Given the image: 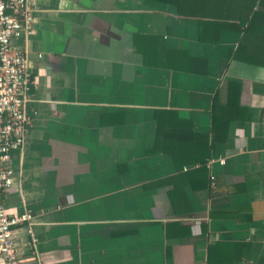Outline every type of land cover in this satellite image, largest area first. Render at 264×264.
Masks as SVG:
<instances>
[{"label":"crops","instance_id":"crops-1","mask_svg":"<svg viewBox=\"0 0 264 264\" xmlns=\"http://www.w3.org/2000/svg\"><path fill=\"white\" fill-rule=\"evenodd\" d=\"M28 2L11 47L31 124L2 192L32 213L12 230L21 264H264V3ZM156 109L206 134L203 169L152 152Z\"/></svg>","mask_w":264,"mask_h":264},{"label":"built area","instance_id":"built-area-1","mask_svg":"<svg viewBox=\"0 0 264 264\" xmlns=\"http://www.w3.org/2000/svg\"><path fill=\"white\" fill-rule=\"evenodd\" d=\"M32 10L28 0H0V264H21L12 230L32 219L29 211L7 213L2 200L3 190L13 183L12 151L22 148L31 124L25 106L32 82L28 58L25 51L14 50L11 41L32 31Z\"/></svg>","mask_w":264,"mask_h":264},{"label":"trees","instance_id":"trees-1","mask_svg":"<svg viewBox=\"0 0 264 264\" xmlns=\"http://www.w3.org/2000/svg\"><path fill=\"white\" fill-rule=\"evenodd\" d=\"M161 3L174 4L177 8L179 7V12L181 14H194L186 13L185 10H181L184 5L190 4L193 0H156ZM261 3H264V0H260ZM254 3V0H252ZM252 5H250L251 7ZM257 14V11L254 14ZM255 16H253L254 20ZM252 20V19H251ZM158 38L153 35H142L135 34L134 45L136 49H141L143 43L145 46H149L155 50H158L156 45L158 43ZM169 53H173L171 50H168ZM155 120H156V136L154 141V146L152 152L166 151L172 160L175 168H182L183 164H192L198 163L203 169L206 165L207 158L209 156V148L207 144L206 134L197 133L193 130L191 122L187 119H182L178 116L177 111L174 109H156L154 110ZM217 120L213 121L212 129V140H218L217 130L219 123ZM200 137V138H198ZM200 143H199V140ZM204 141L206 146H204ZM187 154L184 155L183 153ZM177 168V169H178ZM193 173L191 170L190 175ZM189 175V171L187 172Z\"/></svg>","mask_w":264,"mask_h":264}]
</instances>
